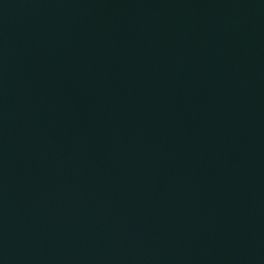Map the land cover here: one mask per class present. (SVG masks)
Wrapping results in <instances>:
<instances>
[{
	"label": "water",
	"instance_id": "1",
	"mask_svg": "<svg viewBox=\"0 0 264 264\" xmlns=\"http://www.w3.org/2000/svg\"><path fill=\"white\" fill-rule=\"evenodd\" d=\"M0 264H264V0H0Z\"/></svg>",
	"mask_w": 264,
	"mask_h": 264
}]
</instances>
